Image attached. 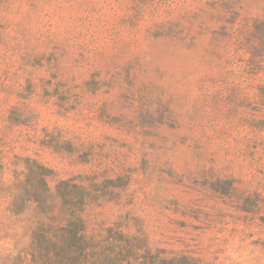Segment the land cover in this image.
Here are the masks:
<instances>
[{
    "label": "rangeland",
    "instance_id": "1",
    "mask_svg": "<svg viewBox=\"0 0 264 264\" xmlns=\"http://www.w3.org/2000/svg\"><path fill=\"white\" fill-rule=\"evenodd\" d=\"M0 264H264V0H0Z\"/></svg>",
    "mask_w": 264,
    "mask_h": 264
},
{
    "label": "trees",
    "instance_id": "2",
    "mask_svg": "<svg viewBox=\"0 0 264 264\" xmlns=\"http://www.w3.org/2000/svg\"><path fill=\"white\" fill-rule=\"evenodd\" d=\"M67 231H62L57 233L56 235L49 238L47 243L44 242V238L41 233H36V241L42 244L45 247H37V252L42 258L50 260L53 262L55 260L56 255L58 254V259L61 257V250L63 249V243L65 240V236ZM65 249V248H64ZM45 254V255H44Z\"/></svg>",
    "mask_w": 264,
    "mask_h": 264
}]
</instances>
